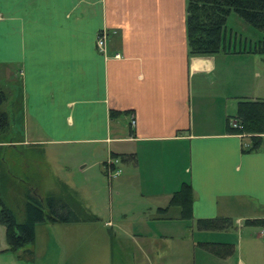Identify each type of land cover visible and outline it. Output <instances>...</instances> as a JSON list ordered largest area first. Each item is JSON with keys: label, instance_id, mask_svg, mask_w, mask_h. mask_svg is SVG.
<instances>
[{"label": "crops", "instance_id": "obj_1", "mask_svg": "<svg viewBox=\"0 0 264 264\" xmlns=\"http://www.w3.org/2000/svg\"><path fill=\"white\" fill-rule=\"evenodd\" d=\"M186 18L187 0H0L1 107L24 130L0 144L106 149L98 161L110 194L126 198L111 200L105 225L118 228L110 241L127 264H264V240L244 224L264 217V140L248 150L251 134L228 124L232 100L264 99V64L256 59L251 82L245 62L260 52L190 55ZM103 28L106 53L96 44ZM113 108L130 112L111 117ZM31 172L32 184L45 178L41 166ZM184 182L194 190L189 218L169 204ZM216 217L227 226L198 221ZM23 247L8 249L0 231V264H23Z\"/></svg>", "mask_w": 264, "mask_h": 264}, {"label": "rangeland", "instance_id": "obj_2", "mask_svg": "<svg viewBox=\"0 0 264 264\" xmlns=\"http://www.w3.org/2000/svg\"><path fill=\"white\" fill-rule=\"evenodd\" d=\"M226 34L231 40L232 48L235 46L237 49L258 44L260 39H264V32L235 11L228 16ZM232 58L238 59V56ZM256 59H260L264 64V52L253 53L250 61L245 62L244 67L247 71L245 80L247 81H253L252 67L255 66ZM232 101L233 105H228V114H235L237 111V102ZM8 116L10 125L6 130H0V140L11 139L14 134L15 137L24 136V130H19L18 125L13 128L11 111ZM103 156L105 158L106 149L85 142L52 144L43 148L22 145L18 152L14 147L0 144V175L4 182L7 180L6 185L3 188L0 187L2 198L16 212L20 221L25 217L24 202L27 187L24 180L34 182V172H31L34 165L41 166L42 175L45 176L38 183L37 193L45 195L49 192L57 194L67 192L83 207L81 214L100 215V218L94 221L37 222L35 241L22 248V252L25 251L21 259L23 264H127L125 253L110 241L116 235L115 230L118 232V228L114 226L115 230H112L110 226L105 225L110 203L121 202L126 197L117 195L115 189L114 195L110 194V191H113L110 187L111 177L105 174L102 163L98 161V158ZM25 158L27 160L23 162ZM29 158L35 159V163ZM63 182L67 183V189L62 187ZM135 197L136 195H130L126 200L131 199L136 202ZM245 223L246 220H244ZM259 226L249 224L245 231L248 235L257 237L261 231ZM0 231L3 232L8 245L5 226L1 223ZM258 242L263 246L261 240ZM29 248L32 249V254L26 251Z\"/></svg>", "mask_w": 264, "mask_h": 264}, {"label": "trees", "instance_id": "obj_3", "mask_svg": "<svg viewBox=\"0 0 264 264\" xmlns=\"http://www.w3.org/2000/svg\"><path fill=\"white\" fill-rule=\"evenodd\" d=\"M232 11L237 12L246 21L264 32V0H187V39L190 55H206L219 51L264 52V39L258 44L247 48H232L231 40L226 34L228 16ZM6 96L0 87V130H6L9 125L8 112L1 105ZM130 109H111L110 116L116 117L122 113H129ZM237 119L242 127H234L231 119ZM232 131L251 134L252 143L248 150L261 147L264 137V99L240 98L237 103L236 114L228 119ZM36 182L26 181L24 202L25 217L20 221L16 212L9 207L2 198V188L6 185L0 175V222L5 226L8 249L17 250L33 243L36 237V224L40 221H82L97 219L92 213L84 210L78 201L66 193L49 192L45 195L36 191L40 182V174H36ZM4 177V176H3ZM38 178V179H37ZM6 179V177H4ZM67 185L64 184V188ZM67 189V188H66ZM36 192V193H35ZM194 190L190 183L184 182L179 190L171 194L169 204L178 205L184 217L192 216ZM200 225L207 228H224L226 219L223 217L199 219ZM247 224L264 225V217L246 219ZM212 249L228 254L233 250V244L213 242ZM29 254L33 251L28 250Z\"/></svg>", "mask_w": 264, "mask_h": 264}, {"label": "built area", "instance_id": "obj_4", "mask_svg": "<svg viewBox=\"0 0 264 264\" xmlns=\"http://www.w3.org/2000/svg\"><path fill=\"white\" fill-rule=\"evenodd\" d=\"M108 36H109V31L105 28L101 29L99 32H98V35H97V38H96V44H97V47L98 49L102 52V53H106L107 52V49H108ZM116 56H120L121 54L120 53H116L115 54ZM132 123L134 124L135 123V119L133 118L132 119ZM230 124L234 127H242V124H240L237 119L233 118L231 119V122ZM113 160H109L107 163L109 165L108 167V173L110 176H115L117 174H119L122 169L120 167H114L112 166L113 164ZM260 235L262 237V239L264 240V225L261 226V231H260Z\"/></svg>", "mask_w": 264, "mask_h": 264}, {"label": "clouds", "instance_id": "obj_5", "mask_svg": "<svg viewBox=\"0 0 264 264\" xmlns=\"http://www.w3.org/2000/svg\"><path fill=\"white\" fill-rule=\"evenodd\" d=\"M209 64H210V68H209V70L211 71V70L213 69L214 65H212L211 62H209Z\"/></svg>", "mask_w": 264, "mask_h": 264}]
</instances>
